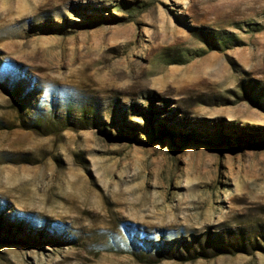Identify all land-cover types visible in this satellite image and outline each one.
I'll return each mask as SVG.
<instances>
[{
    "label": "rangeland",
    "instance_id": "374dc122",
    "mask_svg": "<svg viewBox=\"0 0 264 264\" xmlns=\"http://www.w3.org/2000/svg\"><path fill=\"white\" fill-rule=\"evenodd\" d=\"M0 264H264V0H0Z\"/></svg>",
    "mask_w": 264,
    "mask_h": 264
}]
</instances>
